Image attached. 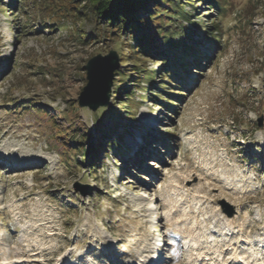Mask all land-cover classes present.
Wrapping results in <instances>:
<instances>
[{
  "label": "rangeland",
  "instance_id": "rangeland-1",
  "mask_svg": "<svg viewBox=\"0 0 264 264\" xmlns=\"http://www.w3.org/2000/svg\"><path fill=\"white\" fill-rule=\"evenodd\" d=\"M25 1L24 13L0 0V264H148L157 250L161 264H236L235 254L264 264V0H235L218 43L205 32L217 8L187 4L193 19L174 26L186 32L188 67L176 52L157 54L160 41L142 52L132 34L102 33L104 20L91 12L66 17L37 9L44 0ZM130 43L138 63L161 71L158 82L169 70L175 109L146 96L147 79L119 86L123 58L113 48L128 52ZM111 50L118 67L108 105L81 107L84 64ZM190 235L197 250L185 245Z\"/></svg>",
  "mask_w": 264,
  "mask_h": 264
},
{
  "label": "trees",
  "instance_id": "trees-1",
  "mask_svg": "<svg viewBox=\"0 0 264 264\" xmlns=\"http://www.w3.org/2000/svg\"><path fill=\"white\" fill-rule=\"evenodd\" d=\"M53 0H44V2L41 3V1H37L34 3V5L37 7V9H40L41 11H44L47 8H51L53 12L55 11L59 12V10L62 12L63 10H66V13L64 16H73L77 17L78 14H81L82 12L84 15H87V11L91 12L93 15H95L99 19H103V25L102 26V33H105L106 29L111 27L113 29V33L111 35H116L119 33H122L123 35H130L133 36L135 43L140 44L142 46V52H150L152 47L149 46V44H156L158 41L165 43L164 48L165 49H159L157 48V54L165 57V54H167V50L176 52L175 57L176 59L181 60V64L185 65V67L192 66L193 61L185 62V52H182L180 50V45L183 44L181 42V39L185 35V30L182 28L179 30L178 26H174L177 24V22L181 21L182 19L192 20L193 18V12L186 10V5L191 4L193 9L197 8L195 7L194 0H84L85 4H74L71 5L64 4V7L57 5L53 6ZM73 1H80V0H72ZM206 1L208 4L213 5L215 8H217L219 15L212 20L210 28H208L209 31H205V26L201 25V29L205 31L206 33H210L213 37L212 41H215L218 43V41L221 39V35H215V31L218 33H221L223 31L221 21L226 16L225 13L227 11H231L236 6L235 0H202ZM20 2V4H18ZM54 2H58L55 0ZM227 2V3H226ZM25 0H13L12 6L17 7L23 10L24 5H26ZM22 4V5H21ZM1 7H3L1 5ZM54 7V8H52ZM144 8L148 10L146 18H142L139 16L141 9ZM5 11H7V8H5ZM25 13V12H24ZM19 16V12L17 14ZM231 17L234 20H241L242 15L237 16L230 13ZM248 16H253L252 13H249ZM150 21H153L154 26L151 24ZM195 25H198L199 23H194ZM101 25V24H100ZM110 25V26H109ZM27 26V23L25 24V27ZM62 27V26H61ZM199 28V29H200ZM109 32V31H107ZM137 33V34H136ZM178 34V35H177ZM130 36V37H131ZM163 46V45H162ZM136 45L131 44L128 48V52H124L125 49H123L121 46L118 45V47H114L113 49L117 50L118 52H121L122 54V61H121V69H118L116 71L117 74V81H120L119 86L126 87V83L129 80L130 76L136 77L138 80H136L137 83L141 81L142 78L147 79L148 84L150 83L149 87H154V89L146 87L148 90V93H146V96L151 95L154 100L161 102L164 106L171 107L175 109V104L173 103V100L179 98L180 94L177 91H172L170 89H175L172 87H167L166 85H171L169 82L170 80L175 81L173 76L170 75L169 70H167L164 73V76L166 77V80H162V82H158L155 77L159 76V74H162L161 71H155V70H148L145 67V65H141L137 62L136 55H138V51L135 49ZM215 48V47H212ZM195 52V50L193 51ZM163 58V60H164ZM166 60V59H165ZM164 61H162L163 63ZM130 63V64H129ZM128 65L133 68V71L130 73H127L124 71V67ZM178 68V65H176ZM137 74V75H134ZM163 76V77H164ZM166 81V82H165ZM126 82V83H125ZM139 85V84H135ZM176 88L184 87L182 83H176L172 84ZM119 88V87H118ZM128 88V87H126ZM157 89V90H155ZM119 92V91H117ZM126 95L127 99L131 98L132 92H127ZM11 102V100H8ZM126 112L128 114L134 113V107L127 106ZM38 111H41L37 108ZM74 138H80L82 141H86L88 138L84 135H75ZM121 138V137H120ZM81 140H77L75 143V149L78 151H82L81 155L83 158L90 159L88 157V153L86 150H82V148H79L77 144L79 142L82 143ZM117 142V140H116ZM119 142V141H118ZM115 143V141L113 142ZM103 146V145H102ZM75 150V151H76ZM75 151H64L66 154L65 163L68 165L71 163L69 160L72 158V154H76ZM93 161H88V163L93 164L91 172L96 169L97 165V158L94 157ZM76 162L80 160H75Z\"/></svg>",
  "mask_w": 264,
  "mask_h": 264
},
{
  "label": "water",
  "instance_id": "water-1",
  "mask_svg": "<svg viewBox=\"0 0 264 264\" xmlns=\"http://www.w3.org/2000/svg\"><path fill=\"white\" fill-rule=\"evenodd\" d=\"M117 59V52L111 50L105 55L98 53L92 56L84 64L88 81L79 96L81 107L89 106L92 110H96L108 105L113 84V72L118 67ZM259 125L261 126L262 122ZM226 212L233 215L234 208L229 206Z\"/></svg>",
  "mask_w": 264,
  "mask_h": 264
},
{
  "label": "bare ground",
  "instance_id": "bare-ground-1",
  "mask_svg": "<svg viewBox=\"0 0 264 264\" xmlns=\"http://www.w3.org/2000/svg\"><path fill=\"white\" fill-rule=\"evenodd\" d=\"M198 51V50H197ZM142 139V136H138V137H136V139L135 140H133V145L131 146V148H132V150H134L135 148H137L138 147V144H139V141L138 140H141ZM133 154V152L131 153V155ZM28 162H33V160L31 161H28ZM26 164V163H25ZM191 237H190V239L189 240H186V241H184V242H186V247L187 248H192L193 249V251L194 250H197V248H198V242L197 241H195V238L196 237H193V235H190ZM162 236L160 235V236H155V238H156V242L158 243V241L159 240H162L161 242H163V239L161 238ZM164 244V243H163ZM158 252H160V253H158V254H156V255H154L153 257H151L150 259H149V261H148V264H152L153 262H155V264H161L162 262H164L165 261V259H163V260H159L158 258H159V254H162L163 253V251H159L158 250ZM197 255L195 256V258L194 259H197V258H200L201 257V254H199V253H196ZM235 254V253H234ZM192 256H190V259H192L193 258V254H191ZM235 256V262H236V264H248L249 262L247 261V259L245 258V257H236L237 255L235 254L234 255ZM240 256V255H239ZM197 257V258H196ZM255 258H257V259H262V258H260V257H258V255L255 257ZM22 260V259H21ZM23 260H25L24 258H23ZM5 261H7V259H5L4 260V263H6ZM263 262V261H262ZM55 264H70V263H68V261L67 262H65V258H61L60 260H58Z\"/></svg>",
  "mask_w": 264,
  "mask_h": 264
}]
</instances>
